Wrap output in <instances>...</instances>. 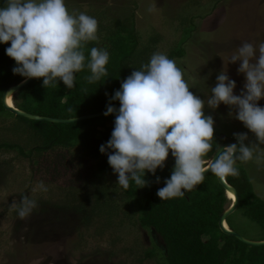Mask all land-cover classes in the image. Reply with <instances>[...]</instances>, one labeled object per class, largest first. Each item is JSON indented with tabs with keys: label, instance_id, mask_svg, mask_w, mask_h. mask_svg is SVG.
<instances>
[{
	"label": "clouds",
	"instance_id": "obj_1",
	"mask_svg": "<svg viewBox=\"0 0 264 264\" xmlns=\"http://www.w3.org/2000/svg\"><path fill=\"white\" fill-rule=\"evenodd\" d=\"M97 33V19L70 11L65 0H6L0 7V43H10L5 51L16 62L13 74L26 79L43 78L45 88L56 87L58 81L68 89L74 88L76 73L85 67L91 73L85 77L89 84L108 75L107 46L92 47L85 64L84 46L98 40ZM237 61L238 73L245 76L239 95L234 94L236 82L224 68L217 75L211 96L201 99L190 91L175 60L159 51L122 81L104 112L105 116L115 114L111 137L99 149L107 154L108 164L118 174V186L125 190L130 182L137 188L148 186L146 171L155 175L158 168L163 169L169 152L175 166L165 186L157 191L163 201L192 191L203 183L209 169L221 179L239 175L237 161L252 160L259 144H264V107L258 104L264 99V42H241L229 58L230 63ZM112 100L119 101V109L112 106ZM221 103L235 111V119L255 135L258 143L246 145L248 135L234 133L238 143L222 148L217 145L218 155L206 160L213 151L215 121L205 115L204 108L215 110ZM39 189L48 190L42 181ZM227 198L232 203L228 195ZM36 207L37 202L28 195L22 196L19 204H11L22 219Z\"/></svg>",
	"mask_w": 264,
	"mask_h": 264
},
{
	"label": "rangeland",
	"instance_id": "obj_2",
	"mask_svg": "<svg viewBox=\"0 0 264 264\" xmlns=\"http://www.w3.org/2000/svg\"><path fill=\"white\" fill-rule=\"evenodd\" d=\"M65 3L70 11L91 17H96L98 11L104 12L106 25L112 18H124L134 12L142 43L158 36L157 51L166 55L181 43L184 27L193 20L196 28L182 44L186 54L175 62L182 69L190 91L205 100L211 96L217 75L224 68L236 82L234 94L239 95L245 76L237 71L240 61L233 64L229 58L241 42H264V0H65ZM258 104L264 107V99ZM204 113L214 118L215 126L224 135L246 133V145L258 143L255 135L235 119V111L229 106L221 103L215 110L205 106ZM4 117L0 118V143H22V135L13 136L1 128L9 125L5 127L16 132L21 124L14 116ZM74 152L76 157L83 154L79 148ZM34 154L30 159L15 148L0 149V264H159L154 259L139 262L145 250L153 245L149 233L140 226L127 220L121 225L119 219L110 226L103 221L85 225L81 212L66 208L73 205L67 204L72 199L70 190L77 193L70 187L77 179L75 163L66 166L58 160L63 154H70L68 149L51 150L42 156ZM241 167L245 178L239 183L246 184L249 180L253 191L264 200V144H259L253 159L242 162ZM81 174L89 176L84 169ZM110 178L111 185L114 174ZM41 181L48 189L46 192L39 189ZM85 187L81 189L93 202V195L100 193V185ZM24 195L34 199L37 207L22 219L11 204H19ZM91 205L85 206L86 209H91ZM232 221L234 229L244 238L251 241L263 238L259 225L239 211L233 214ZM152 237L156 246L162 248V238L155 232Z\"/></svg>",
	"mask_w": 264,
	"mask_h": 264
},
{
	"label": "trees",
	"instance_id": "obj_3",
	"mask_svg": "<svg viewBox=\"0 0 264 264\" xmlns=\"http://www.w3.org/2000/svg\"><path fill=\"white\" fill-rule=\"evenodd\" d=\"M5 2L6 0H0V7H4ZM96 13L94 18L98 21V40L85 44V64L90 59L92 47L107 46L110 54L106 65L108 75L96 83L89 84L85 77L91 73L85 67L76 73L75 86L72 89H68L63 81H58L56 87L45 88L43 78L34 79L14 95L13 102L16 108L39 116L61 119L106 111L111 96L120 89L122 81L134 70H140L142 65L149 62L151 55L157 52V43L160 39L153 36L147 43H142L134 12L124 18H112L108 25L103 22L104 12ZM195 28L193 20H190L184 27L183 40L167 55L169 59L176 61L185 56L186 51L182 44L191 37ZM9 46L10 43H0V118H5V115L14 116L13 119L15 118L21 126L16 132L15 129L5 127L9 125L1 128L13 136L22 135L24 141L19 144L3 141L0 143V149L15 148L22 156L30 159L35 152L37 156H42L51 150L68 149L70 154H63L58 160L66 166L75 163L74 172H77V179L70 187L75 188L77 193L75 195L70 190L69 195L72 199L67 204L73 205L66 208L81 212L83 224L90 225L103 221L110 226L112 223L115 225L119 219L121 225L127 220L140 226L149 233L153 245L145 250V256L139 262L154 259L159 264H264V246L245 244L221 230L220 216L229 208L231 202L227 198L225 188L212 172L204 176L202 184L190 192L185 191L183 197L163 201L157 196V191L165 186L164 181L170 178L175 166V159L169 152L163 169L158 168L155 175L146 171L145 179L149 182L148 186L137 188L134 182H130L127 190L118 186V174H114L108 164L107 154L99 151L100 146L106 144L111 137L115 114L60 124L34 121L7 111L2 102L5 91L26 79L13 74L12 69L16 67V62L6 55L5 50ZM111 104L113 107L119 106V101L112 100ZM214 127L213 151L208 153L206 160L213 157L217 145L221 146L226 142L238 143L234 136L224 135L215 125ZM30 146L33 147L29 149ZM76 148L82 150L83 154L76 157L74 152ZM241 163V161L236 163L238 176L226 177L228 184L236 188L240 199L234 213L239 211L243 217L258 224L263 235L259 241H264V200L253 191L249 180L245 181L246 184L239 183L245 178ZM81 169L87 170L89 176L82 177ZM111 174H114L115 181L110 185L108 180L111 179ZM157 177L159 183L156 182ZM87 185H100L98 189L100 193L93 195V202L83 192ZM78 200L80 202L77 204ZM90 203L91 209H86L85 206ZM233 214L227 218L231 230H235ZM152 232L162 238V248L154 243Z\"/></svg>",
	"mask_w": 264,
	"mask_h": 264
},
{
	"label": "water",
	"instance_id": "obj_4",
	"mask_svg": "<svg viewBox=\"0 0 264 264\" xmlns=\"http://www.w3.org/2000/svg\"><path fill=\"white\" fill-rule=\"evenodd\" d=\"M35 78H27L24 81H22L19 84L16 85H12L10 86L4 93L3 98H2V102L4 105V108L7 111H10L11 113L17 115V116H21L30 120H34V121H46V122H50V123H60V124H71V123H76V122H81L83 120H88V119H93V118H98V117H102L105 116L104 112H99V113H93V114H88V115H84V116H80V117H75V118H70V119H61V118H54V117H46V116H39V115H35V114H31L28 112H25L23 110H20L18 108L15 107L14 102H13V97L14 95L25 85L29 84L32 80H34ZM9 95H11L12 97V105H9L7 103V98L9 97ZM120 106V105H119ZM119 106H116V109H119ZM234 144V142H226L223 143L221 145V148L224 146H228ZM216 154V153H215ZM215 154L213 155L212 158H215ZM218 155V153L216 154ZM208 173H211L210 169L205 172V175H207ZM220 184L225 188L226 193H228V191H233L235 193V199L232 201L231 205L229 206V208L227 210H225L221 216H220V220H219V225L221 230L231 236L236 237L239 241L251 245V246H264V241H251L248 240L246 238H244L242 235H240L237 231L235 230H231V229H226L224 223L227 222V218L232 215L238 208L240 199H239V195L238 192L236 190L235 187H233L232 185L228 184V182L225 179H221L219 177H217Z\"/></svg>",
	"mask_w": 264,
	"mask_h": 264
},
{
	"label": "bare ground",
	"instance_id": "obj_5",
	"mask_svg": "<svg viewBox=\"0 0 264 264\" xmlns=\"http://www.w3.org/2000/svg\"><path fill=\"white\" fill-rule=\"evenodd\" d=\"M7 103L9 105H12V97H11V95H9V97L7 98ZM227 195H228V197H230V199L232 201L235 199V193L233 191H228ZM224 225H225L226 229H230V227L228 226L227 222H225Z\"/></svg>",
	"mask_w": 264,
	"mask_h": 264
}]
</instances>
